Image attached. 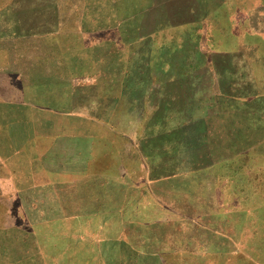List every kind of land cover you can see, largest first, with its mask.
Segmentation results:
<instances>
[{
    "label": "rangeland",
    "instance_id": "rangeland-1",
    "mask_svg": "<svg viewBox=\"0 0 264 264\" xmlns=\"http://www.w3.org/2000/svg\"><path fill=\"white\" fill-rule=\"evenodd\" d=\"M263 2L46 0L72 70L0 149V264H264Z\"/></svg>",
    "mask_w": 264,
    "mask_h": 264
},
{
    "label": "crops",
    "instance_id": "crops-1",
    "mask_svg": "<svg viewBox=\"0 0 264 264\" xmlns=\"http://www.w3.org/2000/svg\"><path fill=\"white\" fill-rule=\"evenodd\" d=\"M45 5L46 0H0V149L9 148L13 143L12 135L23 127L14 125L15 120L29 119L31 108L45 110L40 100H56L57 91L45 89V82L60 80L56 71L63 67L69 72L72 70L62 47L44 49L30 45L52 38L56 33L47 28L46 13L41 12V6ZM35 94L44 96L36 99ZM64 94L72 99V88ZM251 99L257 116L263 118L264 94L253 95ZM260 127L264 128V123ZM35 133L45 134L46 131L38 127ZM2 144L6 147H1ZM11 160L6 164L13 165Z\"/></svg>",
    "mask_w": 264,
    "mask_h": 264
},
{
    "label": "trees",
    "instance_id": "trees-1",
    "mask_svg": "<svg viewBox=\"0 0 264 264\" xmlns=\"http://www.w3.org/2000/svg\"><path fill=\"white\" fill-rule=\"evenodd\" d=\"M261 160H257L254 164L252 165H258L260 168H262L263 173L261 174V177L256 176V180L255 178L252 180L251 178L249 179V171L248 168L250 167H246L244 166V168L239 169L235 172H233V176L236 177L237 179L241 178V181L237 180V187L235 186L233 189V193L236 192H240L242 189H246V190H251V191H255V187L257 186L259 189L264 191V163ZM262 162V163H261ZM242 182V183H241ZM240 184V185H239ZM250 194V193H248ZM246 198H249L250 195H244Z\"/></svg>",
    "mask_w": 264,
    "mask_h": 264
}]
</instances>
